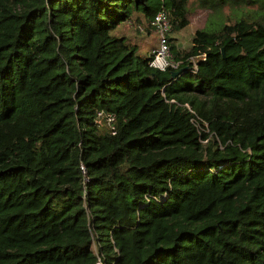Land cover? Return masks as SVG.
Returning a JSON list of instances; mask_svg holds the SVG:
<instances>
[{"label":"trees","instance_id":"1","mask_svg":"<svg viewBox=\"0 0 264 264\" xmlns=\"http://www.w3.org/2000/svg\"><path fill=\"white\" fill-rule=\"evenodd\" d=\"M188 1L0 0V264H264V0L174 77L114 30Z\"/></svg>","mask_w":264,"mask_h":264},{"label":"rangeland","instance_id":"2","mask_svg":"<svg viewBox=\"0 0 264 264\" xmlns=\"http://www.w3.org/2000/svg\"><path fill=\"white\" fill-rule=\"evenodd\" d=\"M188 17L189 21L186 25L183 27L176 29V30H169L167 32V36L170 37V43L171 44H176L177 42L180 43L178 45L181 48H188L190 45V40L191 36L193 35V32L196 28H202L206 26L208 22L211 21L212 18H215L214 12L210 9L207 8H198L193 0L188 1ZM257 9L258 6L257 4H247L245 2H238V3H227L224 4L219 8L220 12L223 14L224 19L226 22L233 20L232 14L235 11L241 10V9ZM137 25H142L144 29V23L140 24L138 20H135L134 18L132 19H127L124 21L119 22L116 27H115V32L118 34H123L128 42L134 41V37L136 35H142V39L144 41L149 42V45L151 44H156V37L154 32H150L147 30H139L136 26ZM130 35V37H129ZM138 52V50H137ZM140 54L146 55V49L140 50ZM94 248V246L92 245Z\"/></svg>","mask_w":264,"mask_h":264},{"label":"built area","instance_id":"3","mask_svg":"<svg viewBox=\"0 0 264 264\" xmlns=\"http://www.w3.org/2000/svg\"><path fill=\"white\" fill-rule=\"evenodd\" d=\"M148 25L151 27L150 32H154L156 37V44L147 52V56L149 57L148 65L161 70L166 67L175 69L179 61L173 59L170 53L166 40L167 32L170 30V23L162 6L153 13L148 21ZM136 27L141 31L144 30L142 25H137ZM195 59L196 56L191 58L193 61ZM94 120L100 131L115 132V115L113 112L97 110ZM95 264H101L100 260L98 259Z\"/></svg>","mask_w":264,"mask_h":264},{"label":"crops","instance_id":"4","mask_svg":"<svg viewBox=\"0 0 264 264\" xmlns=\"http://www.w3.org/2000/svg\"><path fill=\"white\" fill-rule=\"evenodd\" d=\"M119 35H123V34H119ZM123 36H124V35H123ZM124 37H125V36H124ZM129 37H130V35H129ZM142 37H143L142 35H136V37H134V41H130V42H128V40H127L126 37H125L126 42L131 43V44H134V45L136 46V52H137V50H138L137 53H138L139 55H142V54L139 53L140 50L146 49V54H147L148 50H149L152 46H154V44L149 45V42L144 41V40H143L144 37H143V39H142ZM177 45H180V43L177 42Z\"/></svg>","mask_w":264,"mask_h":264},{"label":"water","instance_id":"5","mask_svg":"<svg viewBox=\"0 0 264 264\" xmlns=\"http://www.w3.org/2000/svg\"><path fill=\"white\" fill-rule=\"evenodd\" d=\"M221 52H222V48H221ZM187 65H184L183 67H179L177 69H170L169 70V75L170 77H174V75H176L180 70H182L183 68H186Z\"/></svg>","mask_w":264,"mask_h":264}]
</instances>
